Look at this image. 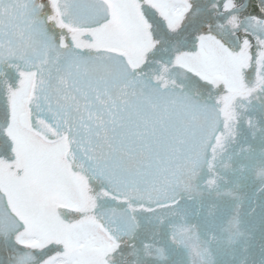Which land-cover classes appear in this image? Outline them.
<instances>
[{
	"label": "snow or ice",
	"instance_id": "1",
	"mask_svg": "<svg viewBox=\"0 0 264 264\" xmlns=\"http://www.w3.org/2000/svg\"><path fill=\"white\" fill-rule=\"evenodd\" d=\"M0 264H264V0H0Z\"/></svg>",
	"mask_w": 264,
	"mask_h": 264
}]
</instances>
